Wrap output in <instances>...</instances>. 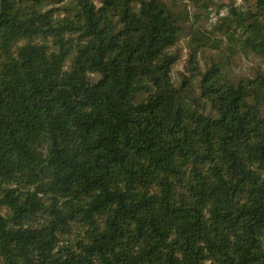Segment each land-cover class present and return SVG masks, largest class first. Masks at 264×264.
I'll list each match as a JSON object with an SVG mask.
<instances>
[{
  "label": "trees",
  "instance_id": "16d2710c",
  "mask_svg": "<svg viewBox=\"0 0 264 264\" xmlns=\"http://www.w3.org/2000/svg\"><path fill=\"white\" fill-rule=\"evenodd\" d=\"M261 1L0 0V264H264Z\"/></svg>",
  "mask_w": 264,
  "mask_h": 264
},
{
  "label": "rangeland",
  "instance_id": "374dc122",
  "mask_svg": "<svg viewBox=\"0 0 264 264\" xmlns=\"http://www.w3.org/2000/svg\"><path fill=\"white\" fill-rule=\"evenodd\" d=\"M215 3L217 4H222V3H228L229 0H214ZM250 10L251 11H254V10H257L259 11V13L261 14L262 16V20H263V23H264V0H262L261 2H252L250 5ZM212 21H217V17L215 16ZM189 44V37L188 36H185L182 41H181V60L178 62L177 66H176V69H181L183 68V64L185 62V59L188 55V45ZM238 64V71L241 72V73H246L247 72V68L248 66L243 64V63H240L239 61H236V65Z\"/></svg>",
  "mask_w": 264,
  "mask_h": 264
}]
</instances>
